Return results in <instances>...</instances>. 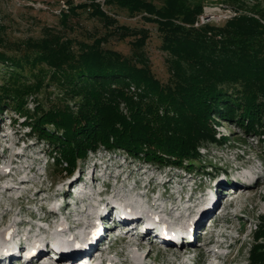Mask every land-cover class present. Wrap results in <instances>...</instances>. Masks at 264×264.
<instances>
[{
  "label": "trees",
  "instance_id": "16d2710c",
  "mask_svg": "<svg viewBox=\"0 0 264 264\" xmlns=\"http://www.w3.org/2000/svg\"><path fill=\"white\" fill-rule=\"evenodd\" d=\"M66 3L61 23L77 10H88L110 31L91 43L56 35L50 28L38 39L9 41L0 25V66L6 68L0 77V113L14 111L23 118L20 125L29 138L53 146V151L46 150L53 166L65 163L70 174L76 161L102 148L158 167L206 169L197 166L203 162L201 149L224 140L215 136L217 119L261 140L264 26L256 18L240 14L222 26L198 31L174 22L193 23L199 12L180 0L161 5L105 0L107 7L156 25L160 47L168 55L169 76L161 82L141 52L147 29L118 25L98 3ZM111 36L132 38L133 57L104 48ZM131 85L139 90L135 98L128 93ZM249 260L264 264V218L254 226Z\"/></svg>",
  "mask_w": 264,
  "mask_h": 264
},
{
  "label": "rangeland",
  "instance_id": "374dc122",
  "mask_svg": "<svg viewBox=\"0 0 264 264\" xmlns=\"http://www.w3.org/2000/svg\"><path fill=\"white\" fill-rule=\"evenodd\" d=\"M66 1L0 0V25L4 27L2 34L9 41H20L28 38L38 39L42 36L44 28H50L56 35L91 43L94 37H102L105 32L110 31L104 28L97 18L89 16L88 10H77V15L67 17L66 24L61 23V15L67 11ZM69 1L74 5L90 2L98 3L107 15L117 20L118 25L147 29L149 38L141 52L146 58L152 75L161 82L167 80L169 73L165 59L168 55L160 47L161 38L156 31L155 24L145 22L141 15L130 17L125 10L107 7L105 0ZM164 1L153 0V3L161 5ZM180 1L185 7H198L199 9L193 23L174 21L185 28L199 31L204 27L222 26L226 21L236 18L240 14L254 17L264 26V14L262 16V13H264V0ZM206 36H210V33H207ZM131 39L129 37L125 40H119L117 37L111 36L103 44V47L114 50L127 58H132L135 52L129 44ZM214 39H220V36H214ZM5 69V67L0 66V77H2L1 72H4ZM137 92L139 90H136L132 85L128 89V93L133 95L134 98ZM38 99L44 100V96L38 95ZM32 107L33 101L30 97L27 99V108L31 109ZM10 119L15 120V122L10 123ZM22 120L23 118L17 116L14 111L0 113V163H3L2 169H6L10 166L5 161L6 158H12L14 162L11 166H14V168L10 171V174L13 176L9 175L7 182H11L10 184L13 182L12 185H15V189L6 194L0 190V239H2L5 229H11L7 227L9 223H19L20 226L16 227V224H14L12 230H14L13 228H16L17 231L21 230L23 236H25L27 230L32 231V234L37 227H41L40 230L43 235L48 237V233L51 234L59 228L58 226L54 229L61 218L64 216L70 218L69 215L71 214L77 216V207L75 209L71 208V204L74 203L71 202L74 196H67L63 200L62 205L69 202L63 207L64 216H51L50 214H53V212L50 211V208L54 205L53 207L59 209V202L61 201L59 195L63 193L65 185L70 186V184L77 182V179H80L89 185L87 188L82 185L79 186L83 191V194L80 193L79 195H84V202L93 205L92 212L95 211L99 199L109 204L107 201H117L119 199L130 202L133 198L143 205L142 208L146 207V202L149 199H163L164 205L161 207L163 208L170 202L184 203L188 199L194 202L202 195L209 194L213 196L214 194L217 196V203L222 208L220 207L218 213L212 218L211 215H208L201 220L199 224L201 226L197 227L196 231L199 237L194 238L195 243L191 244L192 247L188 246L190 248L188 253H192V255H186L184 263L252 264L249 260V254L253 245V229L259 219L264 218V135L261 140L256 136L253 138L246 135L244 130L234 123L217 119L218 124L214 126L215 136L217 139L224 138V140L222 143L209 144L208 147L201 149L203 162H200L197 166L204 165L206 169L193 167L192 172H189L181 168L158 167L132 159L123 152H111L100 148L96 152H88L84 160L76 161L72 173L68 174L63 168L66 166L65 163L53 166L49 160L50 154H47L46 150L49 148L53 151L55 148L36 137L29 138L27 128L20 125ZM3 144L7 146L6 150ZM1 156L4 157V160ZM51 156H54V154ZM248 171L255 172L257 176L254 185H249V178L243 176ZM233 175L236 179L240 177L238 182L243 186L242 188L236 187V189H233V186H227L233 183ZM17 177L22 179L21 182L15 181ZM0 184L3 185L6 182H0ZM222 188L227 191L228 198L224 197ZM151 191L157 194L150 197L149 193ZM234 192L236 193L234 194ZM56 194H58V198L54 199ZM114 195L117 199L112 198ZM119 195H122L121 199ZM144 195H146V198H142ZM177 199H179V202ZM191 202L187 204L188 207L192 205ZM133 204L135 203L133 202ZM115 205L120 204L111 205L110 203L108 206H104V209L101 205L98 207L100 208L99 211L106 212V219L112 218V216L116 218V215H121V213ZM227 205H231V207L229 208ZM178 211L183 212L181 209ZM160 214H164V212ZM136 215L138 217L139 215L143 216L144 212ZM165 215L168 216V214L163 216ZM122 216L124 215L122 214ZM209 217V222L212 223L205 224ZM146 218L147 215H144L134 224H144ZM71 223L73 222L71 221ZM125 223L129 224V222ZM204 225L205 227H203ZM202 227L203 232H200ZM79 229H82V227ZM132 229L133 235L138 233L134 228ZM101 230L104 233L106 231L104 228H101ZM65 233L67 234V231ZM31 234L28 236H31ZM218 234L222 239H217ZM20 237L22 236L20 235ZM105 238L107 245L103 246L104 249L101 248V250L104 253L108 249L110 252L121 253L119 264H127L130 258L122 257V254L128 253L127 242L129 240L122 239L120 242L112 243L108 241L106 236ZM131 239L134 240V238ZM206 239L216 241L208 248L219 253L222 258L218 260L214 258L216 261H212L213 257L207 256L209 249L204 247ZM150 241L140 250V253L145 254L147 249H152L146 263L181 264L173 256L163 252V245L155 244L159 241L158 237L154 236ZM45 242L50 244L51 241ZM225 244L229 246L226 247ZM199 249L202 250L207 259L199 255L197 252ZM226 252L227 256L224 254Z\"/></svg>",
  "mask_w": 264,
  "mask_h": 264
},
{
  "label": "bare ground",
  "instance_id": "6f19581e",
  "mask_svg": "<svg viewBox=\"0 0 264 264\" xmlns=\"http://www.w3.org/2000/svg\"><path fill=\"white\" fill-rule=\"evenodd\" d=\"M1 158L2 160H4V157L1 156ZM10 161H12V158L10 159ZM1 164L2 163H0V182L5 181L6 184L3 185L0 184V190H2L4 194H6L9 191L15 189V185H12L13 182L12 184H10L11 182L10 183L7 182V179H9V175L13 176L10 174V171L13 169V166L10 168L2 169ZM226 176L228 177L227 174ZM243 176H247L249 178L248 180L250 182L249 185H254L255 182L257 181V176L253 171H248L246 172V174H243ZM19 177H17L15 181L18 180L21 182L22 179H20ZM232 178H234L233 183L227 186H233L232 187L233 189L234 188L236 189V187L237 188L243 187L238 182V179L240 177L236 179V177L233 175ZM76 181H80L82 186L85 188L89 186L88 183L83 180L81 181L80 179H77ZM234 185L236 186L234 187ZM70 186L65 185V188L63 187L64 188L63 193L59 195V198H61V201L59 202V209L53 207L54 205H52L50 211L53 212V214H50L51 216L53 217L64 216L63 207L65 204H69V202L65 203L64 205H62V202L65 198H67V196L71 197L69 191ZM222 191H224L223 188ZM226 192L227 191L225 190L224 197L228 198ZM80 193L83 194L81 188L80 189L78 188L76 191H74L72 195V197L73 196L74 197L71 201L74 202L73 204H71L72 205L71 208L75 209L77 207L78 209L77 216L71 214L69 215L70 218H66L65 216L61 218L55 225L54 229H56L58 226L59 228L53 231V233L51 234L48 233V237H45L43 235V232L40 230L41 227L39 228L37 227V229L35 230V241L32 244H30V242L27 241L25 242L23 236L20 237L21 232L17 231L16 228H13L14 230H12L13 225L16 223H9L7 227L11 229L9 230L5 229L3 231L4 234L2 235V239H0V264H41L43 261L48 260L49 258H55L57 260L56 261L49 260L47 264H64L66 260H75V261L90 260L89 261L90 264H119V260H115L109 255L111 253L110 251L104 250L106 252L104 253L103 250H101V248L104 249L102 245L104 244L105 241V234L107 232H111L110 229H113L115 226H118L120 227V229L123 230V236H124L123 239L125 241L129 240L127 242V249H129L128 253L122 254V257L130 258V261L127 260L128 261L127 264H148L146 263V260L148 255L151 254L152 249L151 248L147 249L145 254L140 253V250L144 248L146 243L151 242L150 240L153 239L154 236L159 238V241L155 242V244L164 246V248L162 249L165 254L171 255L174 257L176 261L180 262L181 264H185L184 258L190 249L188 248V246L192 247V245L195 243L194 238L196 236L199 237L196 231H197V227L201 226L199 225L201 223V220L206 218L208 215H211L210 217L212 218L213 216H215V214L218 213L221 207V205L217 203V199H216L217 196L214 194L213 196L209 194L202 195L199 197V199L195 200L194 202H191L190 199H188L187 202L184 203L170 202L169 204H167L166 207H163L166 209L161 208L162 205H164L163 199L162 200L155 198L149 199V201L146 202L145 208H142L143 205L137 199L132 198L130 202H126L118 199L117 201L112 200L113 202L112 201H107V202H109V204L111 203V205L116 203L120 204L115 206L119 208L117 210L121 213V215H116V218L112 216V218L106 219L105 216L106 212L102 210V211H98V215L96 216V222H93L91 220L93 219V215H94L92 212L93 205L84 202L83 198L85 196L82 195L83 196L82 197L81 195H79ZM235 193L236 192H234V194ZM156 194L157 193H155L154 191H151L149 193V196L153 197ZM115 196L116 195H114L112 198H114ZM124 196L128 197L127 195ZM119 197L121 199L122 195H119ZM55 198L56 199L58 198V194L54 196V199ZM142 198H146V195H144V197ZM179 199H177L178 202ZM133 202L135 204H133ZM190 202L192 205L188 207L187 204ZM99 203L100 204L98 206L101 205L103 209L104 206L109 205L104 203V201L100 199H99ZM216 207L218 208L215 209ZM227 207L230 208L231 205H227ZM79 209L81 210L79 211ZM98 209L100 208L98 207ZM180 209L183 210V212L185 211L186 212L180 213L178 211ZM142 212H144V215H147V218L144 219V224L141 225H138L139 223L134 224L142 217H144V215L143 216L139 215V217L136 215L137 213L139 214ZM158 212L160 213L164 212V214H168V216L166 215L163 216L164 214H160ZM122 214L126 217L122 216ZM176 216L178 220L174 222L173 221L174 219L172 217H176ZM210 217L209 220L205 222V224L212 223L209 222ZM117 219H122L129 222L128 226H124V227L121 226L118 223ZM71 221L73 223H71ZM17 226H20L19 223L16 224V227ZM80 227H82V229H79ZM203 227H205V225ZM203 227L201 228L200 232L203 230ZM101 228H104L106 230L105 233L104 231L101 230ZM132 228H134L138 233H135L133 235ZM65 231H67V234L65 233ZM151 232L153 235L151 234ZM131 238H134V240H132ZM49 240L51 241L50 244H46L45 241H49ZM213 242L216 241L214 239H209V240L206 239L204 247L205 248L210 247ZM28 244L30 247L29 253L27 254L26 257L23 258L21 254V250L23 247H27ZM66 251H70L74 253V255L71 257H66L67 255H62ZM197 252L199 253L200 256H202V258L207 259V257L204 255L201 249L197 250ZM224 254L227 256V252ZM116 256L120 257L121 254H116ZM207 256L213 257L217 260L219 258H222L219 253L212 251L210 249Z\"/></svg>",
  "mask_w": 264,
  "mask_h": 264
},
{
  "label": "built area",
  "instance_id": "2783aa9c",
  "mask_svg": "<svg viewBox=\"0 0 264 264\" xmlns=\"http://www.w3.org/2000/svg\"><path fill=\"white\" fill-rule=\"evenodd\" d=\"M202 23H204V22H202Z\"/></svg>",
  "mask_w": 264,
  "mask_h": 264
}]
</instances>
